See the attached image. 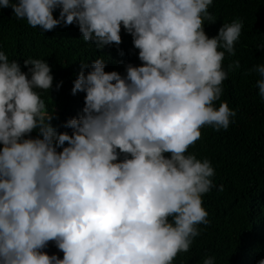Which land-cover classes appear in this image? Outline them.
I'll return each instance as SVG.
<instances>
[{"label": "clouds", "instance_id": "clouds-1", "mask_svg": "<svg viewBox=\"0 0 264 264\" xmlns=\"http://www.w3.org/2000/svg\"><path fill=\"white\" fill-rule=\"evenodd\" d=\"M212 3L0 0L32 28L77 24L97 49L119 45L123 27L141 61L121 76L106 72L100 56L79 73L72 93H85L84 107L67 121L69 134L53 127L55 108L49 112L37 91L51 89L50 66L28 58L25 73L0 51V264H173L189 251L197 226L209 223L202 195L215 173L187 150L204 126L227 130L236 115L214 102L225 51L235 54L243 23H225L209 38ZM252 71L264 98V64ZM49 242L62 259L43 251Z\"/></svg>", "mask_w": 264, "mask_h": 264}, {"label": "trees", "instance_id": "trees-1", "mask_svg": "<svg viewBox=\"0 0 264 264\" xmlns=\"http://www.w3.org/2000/svg\"><path fill=\"white\" fill-rule=\"evenodd\" d=\"M15 2L10 0V4ZM59 12H53L54 18H59ZM208 12L215 18L214 23L204 21L209 38L218 35L225 23L236 19L243 23L234 43L235 54L218 49L225 51L222 69L227 75L214 105L218 108L226 101L236 115L230 118L227 130L204 126L200 139L187 150L186 154L210 161L214 187L202 195L209 223L197 226L200 234L173 264H203L207 257H213L214 264H258L264 259V98L256 86L261 77L252 69L264 64V0H213ZM120 34L119 45L97 49L95 43L82 39L75 23H61L51 31H42L17 19L11 6L0 8V51L10 61L16 60L25 73L31 67L24 66L28 58L45 60L50 66L51 89L37 91L49 112L55 108L51 123L58 132L71 134L67 121L82 115L85 93L73 95L72 88L79 73L84 71L86 75L96 58H104L106 72L116 71L121 76L126 75L128 64L141 65L132 36L123 27ZM237 60L239 68L229 67ZM37 135V131L30 134L31 138ZM43 251L63 258L54 242Z\"/></svg>", "mask_w": 264, "mask_h": 264}]
</instances>
